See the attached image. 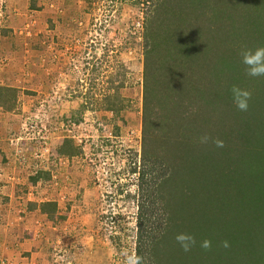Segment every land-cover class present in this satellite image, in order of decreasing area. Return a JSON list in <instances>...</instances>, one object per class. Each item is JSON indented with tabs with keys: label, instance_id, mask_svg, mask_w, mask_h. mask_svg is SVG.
I'll return each instance as SVG.
<instances>
[{
	"label": "rangeland",
	"instance_id": "obj_1",
	"mask_svg": "<svg viewBox=\"0 0 264 264\" xmlns=\"http://www.w3.org/2000/svg\"><path fill=\"white\" fill-rule=\"evenodd\" d=\"M197 2L0 0V259L128 264L138 244L147 121L162 144L154 159L166 153L174 160L173 169L167 160L160 169L154 159L146 162L161 173L154 179L167 180L157 192L165 201L152 205L158 208L156 234H165L159 264H264V186L251 194L242 184L244 173L227 175L224 161L213 171L219 187L204 181L212 175L189 160L196 119L182 113L178 85L199 65L210 76L207 86L224 85L218 91L232 99L234 76L226 62L243 65L242 49L264 47V0ZM157 7L174 11L171 26L181 28V40L198 43V61L192 58L196 65L190 66L185 60L183 79L177 53L160 69L152 64L145 93L146 21L159 15ZM211 11L219 27L207 41ZM158 21H152L155 31L161 30ZM248 91L249 107L262 105V88ZM234 112L240 118L252 111ZM156 114L158 128L152 125ZM255 125L243 124L240 131L253 132ZM67 140L72 147H65ZM262 170L255 172L262 177ZM180 233L195 237L191 251L177 243ZM205 240L209 249L201 247Z\"/></svg>",
	"mask_w": 264,
	"mask_h": 264
},
{
	"label": "trees",
	"instance_id": "obj_2",
	"mask_svg": "<svg viewBox=\"0 0 264 264\" xmlns=\"http://www.w3.org/2000/svg\"><path fill=\"white\" fill-rule=\"evenodd\" d=\"M186 1L189 4V0ZM197 1V3H199L200 0ZM157 10L159 15H155L154 18H158L159 21L155 25H160L161 30L155 31V28L153 27L154 24L152 22L154 18L149 17L146 21L148 24L147 31H149V33L145 35L147 40L145 43L146 50L144 55L145 93H147L148 89L149 67H151L152 64L160 69V66L165 65L169 59L177 53L178 57L175 62L178 60L177 66L180 65L179 68L182 70L181 79H183L184 64L186 63L185 60L187 58L189 59L190 66L193 64L196 65L194 62H191L192 58L196 62L198 61L196 55H194V53L198 51V43L193 42V40H181V37L184 36L179 32L181 28L171 26L175 22L170 18L171 15L175 14L174 11L166 9L161 12L159 7H157ZM234 15V13L229 14L230 17ZM208 17H211V23H209L207 27V41H209V38L213 37L212 33L218 31L219 27L216 24L217 22L213 20L212 11L207 18ZM182 23L186 28H189V24H186V21ZM186 28L185 30H187ZM189 31L197 33L200 30L193 29ZM182 41H187V43L184 44ZM199 41L203 44L201 40ZM179 46H187L189 48L180 53L178 52ZM169 47H174L176 51L173 50L172 53L167 54L166 49ZM217 52L218 46L213 44V49L210 50V53L216 56ZM159 54L160 56L162 55L161 58L159 57ZM210 60L215 64L218 63V61L214 60V58H211ZM226 66L229 72L234 76V81L231 86L236 85L241 89H254V91L258 88H262L264 91V77H260L259 82H254V79L251 80L252 77L246 75L245 65L238 64L235 61H227ZM198 68L199 65H196L195 70L193 69L192 71L185 73L189 77L181 81V84H178L179 89L181 86L183 90L181 93L183 100L179 101L182 113L185 114L186 117H189L191 114V116L196 119V122L192 127V133L189 134V146L191 147L190 150L192 152L189 160L193 163V166L201 168V172H206L207 174L212 175V177L208 179L204 177V181L215 187H219L221 180L219 178L215 180L213 171L216 170V168L219 169L220 164L223 165L225 163L222 168L227 169L225 171L227 175L228 172H235L239 170L241 173H244L246 178V182L244 181L242 183L244 184V188L251 194H254L264 186V176H262V178L260 174L255 172L256 170H260L262 168V172L264 173V96L261 99L262 105L257 106L256 108L249 107L248 111H246H252L250 115H241L240 118H236V112H234L236 107L233 100L231 98L226 100L224 97L225 94L218 91L225 86H217L219 88L211 89V84L207 86L210 78L208 71L200 73ZM204 85L207 86L206 91L203 88ZM157 116L158 114H156L154 118L155 120L153 119L152 125L157 126L158 128L160 121ZM203 121L206 124L205 126ZM170 123L174 125L175 122L173 120L170 121ZM249 123H256L253 132L242 133L245 132L244 130L240 131L242 125ZM202 128L204 129L202 130ZM155 130L158 131V129ZM143 132L144 147L142 156L144 158L140 169V193L142 200L137 213L139 230L136 239L138 243L136 246V257L140 258L139 264H159L162 260L160 255L162 252L160 251L159 246L161 245L165 234H156L157 226L154 225V219L152 218L156 216V210L158 208L155 209L152 205L156 204L157 199H163L165 201V197L161 194L158 195L157 192H163L166 183L164 184L165 180H163V183H160L161 178L159 180L158 178L154 179V177H159L161 173L158 174V172H155L157 170L153 166H157L158 169H160V167H163L164 161L166 162L167 160L171 163L170 168L173 169L174 160L172 159V156L169 158L166 153L161 155L158 160L154 159L156 154H159V150H161V140L157 137L153 138L155 134L152 132V129H149L147 121H145ZM205 134L209 135L213 141L217 139L223 141L224 147L216 148V145L213 146L211 141L207 145L200 144L199 138ZM65 147H72L70 140L66 141ZM223 149L226 151H220ZM153 150H156V153H152ZM218 151L223 154L222 157L221 155L219 157ZM152 159H154L153 166H147L146 162ZM222 161H224V163H220ZM248 173H251L252 175L253 179L251 181L249 180ZM230 177L234 180L238 177V175H229L227 177V183H229V181L231 182ZM167 221H169V218Z\"/></svg>",
	"mask_w": 264,
	"mask_h": 264
},
{
	"label": "clouds",
	"instance_id": "obj_3",
	"mask_svg": "<svg viewBox=\"0 0 264 264\" xmlns=\"http://www.w3.org/2000/svg\"><path fill=\"white\" fill-rule=\"evenodd\" d=\"M241 62L245 65L246 75L252 78L264 77V47H257L254 51L252 49L244 48L240 52ZM232 100L234 105L239 111L246 112L249 109V101L252 98V93L246 89H241L239 86L234 85L231 89ZM212 142L218 148L224 147V142L212 138L205 134L199 138V143L207 145ZM177 243L180 244L185 252L191 251V247L195 245V237L187 233H180L176 236ZM224 247H228V242H223ZM202 248L209 249L211 247V241L205 240L201 244ZM140 258L132 256L128 258V264H139Z\"/></svg>",
	"mask_w": 264,
	"mask_h": 264
},
{
	"label": "built area",
	"instance_id": "obj_4",
	"mask_svg": "<svg viewBox=\"0 0 264 264\" xmlns=\"http://www.w3.org/2000/svg\"><path fill=\"white\" fill-rule=\"evenodd\" d=\"M0 264H9L5 259H0Z\"/></svg>",
	"mask_w": 264,
	"mask_h": 264
}]
</instances>
